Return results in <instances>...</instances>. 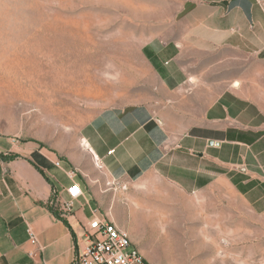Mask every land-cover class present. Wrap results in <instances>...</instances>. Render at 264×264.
I'll return each instance as SVG.
<instances>
[{"label":"rangeland","instance_id":"rangeland-1","mask_svg":"<svg viewBox=\"0 0 264 264\" xmlns=\"http://www.w3.org/2000/svg\"><path fill=\"white\" fill-rule=\"evenodd\" d=\"M176 9L164 0H0V139L69 161L76 173L93 121L146 107L187 132L194 120H177L186 93L170 102L166 67L157 71L148 56L154 43L181 37ZM204 62L211 101L230 91L219 81L232 73ZM228 157V177L194 193L155 172L129 185L101 175L98 211L148 264H264V180Z\"/></svg>","mask_w":264,"mask_h":264},{"label":"crops","instance_id":"crops-1","mask_svg":"<svg viewBox=\"0 0 264 264\" xmlns=\"http://www.w3.org/2000/svg\"><path fill=\"white\" fill-rule=\"evenodd\" d=\"M164 1L177 7L174 25L183 33L154 43L148 56L157 71L166 67L170 102L178 106V93H186L177 120L196 124L180 132L146 107L138 115L90 123L82 134L87 160L73 178L83 197L68 216L52 199H66L70 162L0 139V264H71L86 243L92 212L107 217L98 211L101 175L129 185L155 172L194 193L213 185L214 177H228L234 166L228 155L236 153L264 180V0ZM207 58L232 73L219 81L224 88L231 84L230 91L211 101Z\"/></svg>","mask_w":264,"mask_h":264},{"label":"built area","instance_id":"built-area-1","mask_svg":"<svg viewBox=\"0 0 264 264\" xmlns=\"http://www.w3.org/2000/svg\"><path fill=\"white\" fill-rule=\"evenodd\" d=\"M55 164L59 167L58 163ZM65 176L70 180V185L66 189V199L57 200L53 197L52 203L60 208L63 216H68L77 200L83 197V191L73 181L75 172H69ZM28 237L32 245H37L34 235L28 232ZM84 238L86 243L76 253L71 264H148L133 247L128 234L109 219L100 217L97 211L92 212L84 231Z\"/></svg>","mask_w":264,"mask_h":264}]
</instances>
